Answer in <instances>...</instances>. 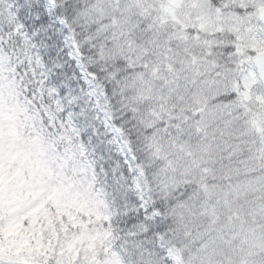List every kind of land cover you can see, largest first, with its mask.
I'll return each mask as SVG.
<instances>
[{"label":"snow or ice","instance_id":"snow-or-ice-1","mask_svg":"<svg viewBox=\"0 0 264 264\" xmlns=\"http://www.w3.org/2000/svg\"><path fill=\"white\" fill-rule=\"evenodd\" d=\"M0 264H264V0H0Z\"/></svg>","mask_w":264,"mask_h":264}]
</instances>
